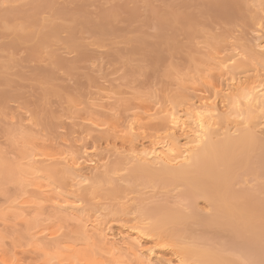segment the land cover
I'll list each match as a JSON object with an SVG mask.
<instances>
[{
    "label": "rangeland",
    "instance_id": "rangeland-1",
    "mask_svg": "<svg viewBox=\"0 0 264 264\" xmlns=\"http://www.w3.org/2000/svg\"><path fill=\"white\" fill-rule=\"evenodd\" d=\"M216 1L221 0H0V157L17 161L25 148L53 156L64 147L63 138L93 147L90 158L96 153L103 156L108 148L112 156L104 163L110 178L97 184L96 190L73 192L69 181L58 180L56 171L48 175L42 170L40 175L76 199L85 198L84 205L106 208L104 221L114 234L129 231L141 219L152 224L164 211L156 213L157 208L187 215L184 222L162 224L164 245L156 248L160 258L154 264H175V251L183 248L211 252L240 264L246 259L241 252L244 245L231 231L191 217L211 216L213 202L199 198L193 209H187L189 201L181 196L185 191L181 184L134 175V167L113 150L114 146L121 152L129 147L130 139L122 138L121 130L130 121H137L140 128L135 131L138 141H148L167 134V109L182 111L205 94L212 101L214 86L225 87L226 78L234 73L242 81L257 73L264 77V61L253 62L245 54L254 42L255 20L264 16V0H223L231 2L230 7H218ZM27 32L36 41L22 40ZM233 56L234 63H229ZM225 61L227 71L219 68ZM107 94L112 95L111 101ZM93 102L100 109L96 105L92 109ZM91 117L94 125L103 127L91 125ZM263 123L264 119L254 121L262 140ZM80 148L74 145L73 151L77 154ZM254 170L253 165L240 169L231 181L234 189L264 184V178L255 179ZM81 173L95 182L90 166L84 165ZM20 187L13 182L0 184L3 259L16 253L14 257L23 264H57L53 258L60 241L75 242L76 250L88 252L84 254L88 257L94 254L95 248L91 250L82 239L78 223L63 224L48 208L29 231L36 211L20 218L12 209L27 197ZM43 229V237L58 233L45 237L41 250L33 252L32 237ZM151 246L153 241L144 242L142 249ZM182 255L190 258L187 252ZM187 260L196 262L195 258Z\"/></svg>",
    "mask_w": 264,
    "mask_h": 264
},
{
    "label": "bare ground",
    "instance_id": "bare-ground-1",
    "mask_svg": "<svg viewBox=\"0 0 264 264\" xmlns=\"http://www.w3.org/2000/svg\"><path fill=\"white\" fill-rule=\"evenodd\" d=\"M215 5L230 7L232 4L221 0L216 1ZM169 20H166L167 24ZM255 21L254 42L250 45V51L248 53L243 51V53L247 54V59L262 63L264 61V16L259 15ZM22 40L36 41V38L32 32H27ZM243 53L239 55L242 56ZM235 56L228 62L234 63ZM219 66L225 70L229 67L226 61ZM254 75L242 81V77L234 73L230 78H226L228 83H225V87L221 83L214 86L212 101L206 99L205 94L201 99L199 97V101L189 103L182 111L174 108L167 109L165 111L166 135L155 136L144 142L138 141L135 136V131L140 129L137 121L128 122L121 132L125 134L122 138L130 139L129 147H125L126 149L122 152L116 146L113 149L114 154H122L127 164L134 167V175H141L162 184H181L185 190L181 196L189 201L187 209H193L199 198L213 202L215 205L211 216L199 217L193 214L191 217L205 225H214L231 231L233 238L241 240L242 246L244 245L241 248L246 258L244 264H264V199L262 198L264 184L258 183L250 190H236L231 184L240 169L249 170L251 165L256 169L254 170L255 179L264 178V140L257 136L254 125L257 118L264 119V77L258 73ZM105 97L108 101L113 99L109 94ZM107 104L105 108H109L110 105L107 106ZM95 105L96 109H100L94 102L92 109ZM92 117L89 120H92ZM28 120L27 122L32 125V120ZM93 121H89L91 125H94ZM95 124L96 128L103 127L102 123V125L97 122ZM178 133H181L182 140L177 136ZM61 141L60 144L62 143L64 147L60 148L61 152L59 150L58 154L53 156H45L44 153H37L36 150L33 152L34 150L24 147L26 151L22 152L17 161L9 162L0 157V184L13 182L20 185V188H23V194L27 196L12 206L13 213L22 218L23 215L25 216L24 213L29 215L30 211L32 213L36 211V216L31 220L32 223H29L30 231L37 227L38 218L48 208L50 215L52 214L53 218L55 217L63 224L68 221L78 223L77 229L80 230L82 239L89 244L91 250L97 249V253L93 250L94 254L91 253L88 257L84 255H88V252L82 253L76 250L75 242L64 244L65 241L64 243L60 241L56 244L58 254L56 253L57 255L53 258L58 260L57 264H131L135 261L152 264L156 262L160 258V252L156 248L164 245L161 237L162 224L184 222L187 220V215L167 208H157L156 213L160 209L164 211L159 218L157 216L154 218L155 221L152 224L141 219L129 231L120 230L114 234L104 221L106 208L92 209L84 205L85 200L82 201V199L85 198L76 199L75 196L62 191L60 186H53L50 179L40 175L42 170L47 171L46 174L56 171V175L59 174L58 180L62 183L69 181L73 192H81L82 189L96 190L97 184L110 178V172L106 170L104 162L112 154L106 148L108 151L105 150L106 154L103 152V156H98L99 154L96 153L90 158L93 147L89 149L83 143L80 144L82 140L69 143V140L63 138ZM123 142L126 143V140ZM74 145L77 148L81 147L77 154L73 151ZM55 157L57 158L54 159ZM84 165L90 166L92 172H95V182L92 183L89 176L81 173ZM101 170L104 173L99 175ZM45 231L43 229L34 233L30 250L32 249L33 252L41 250L40 245L47 241L45 237L51 238L56 232L58 233V231L51 232L50 235L43 237L46 234ZM148 241H153V246L142 249L143 243ZM180 251H182L181 248ZM175 252L177 255L175 264H191L187 259L193 258L196 259L194 264H240L207 251H190L183 248L182 252L178 250ZM183 252H187L190 258L183 256ZM14 256L8 260L0 256V264H23L22 259H16Z\"/></svg>",
    "mask_w": 264,
    "mask_h": 264
}]
</instances>
